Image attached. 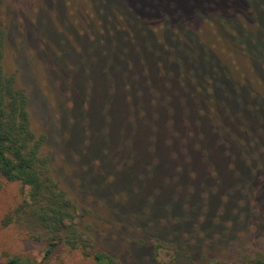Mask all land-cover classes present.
<instances>
[{"label": "rangeland", "instance_id": "374dc122", "mask_svg": "<svg viewBox=\"0 0 264 264\" xmlns=\"http://www.w3.org/2000/svg\"><path fill=\"white\" fill-rule=\"evenodd\" d=\"M177 1L193 20L195 35L228 68L233 82L252 88L248 100L264 97V86L251 73L242 48L238 50L228 40L231 28L224 27L230 36L219 34L209 19L191 10L188 0ZM209 1L214 13L221 9L240 30L258 29L264 34V15L259 14V26L242 14L247 11V0ZM91 2L0 0L3 74L14 75L15 85L28 93L31 129L45 136L42 151L50 157L54 180L77 209L78 232L117 264H250L264 260V151L257 149L261 163L255 168L236 154L235 161L245 172L238 174L228 167L231 161H223L220 147L210 138L203 146L215 168L205 162L208 158L202 148L189 152L197 131L210 134L207 126L194 122L199 117L198 100L213 92L212 82H194V74H205L204 67L200 73L191 70L192 65L185 68V79H177L178 83L171 78L168 84V75L157 74L166 92L150 91L155 83H148L144 75L153 70L158 73V67L147 60L152 69L147 68L138 58L137 64L134 55L133 61L115 60L111 78L101 74L98 68L107 61L99 52L96 57L91 48L95 36L105 38V31L97 6ZM254 2L264 12V0ZM113 11L118 19L120 13ZM154 30L153 35L160 38L163 28ZM178 39L190 46L186 36ZM246 46L264 67V47H255L252 40ZM160 59L156 64L161 63L162 72L166 65ZM118 65L128 69L127 75L115 69ZM131 67L144 69V80L139 76L142 79L137 81L134 73L131 77ZM189 87L197 97H191ZM176 89L185 97L175 96ZM158 91L165 96L164 104ZM171 100L175 107H170ZM130 105L140 108L138 113H132ZM212 106L207 102L208 110ZM199 108H204L201 101ZM249 111L245 110L246 117ZM247 119L254 121L250 116ZM177 131L185 133V142H180ZM256 136L264 143V135ZM237 138L239 145L246 143L245 133L238 132ZM255 151L248 149V161L254 165ZM20 189L18 183H5L0 190V264L10 257L39 262L44 255V245L30 240L18 225L2 224L3 217L21 202ZM48 264L91 261L59 246Z\"/></svg>", "mask_w": 264, "mask_h": 264}, {"label": "trees", "instance_id": "16d2710c", "mask_svg": "<svg viewBox=\"0 0 264 264\" xmlns=\"http://www.w3.org/2000/svg\"><path fill=\"white\" fill-rule=\"evenodd\" d=\"M91 1L92 6H97V12L100 15L99 22L103 27L102 31H105V38L95 36L94 39L96 40L91 48L95 55L96 52H99L107 61L106 65L102 64L98 68L101 74L106 73L111 78V74L113 75L111 68L114 61H120V59L124 61L123 57L133 61L132 55H134L136 56V63L138 58L139 64L145 65L147 68L152 69L157 65L159 72L154 73L153 70L144 75V69L138 70V68L131 67L134 70L132 69L133 71L129 75L134 77L137 74V81H140L144 75L145 78L147 77L148 83L151 82L153 86L155 83L154 87L149 88L150 91L158 88L166 92L162 88L164 83L159 80V75L162 77L168 75L165 78L168 84L171 83V78L178 83L177 79H185V68L192 65L191 70L200 73L204 67L205 74L201 76L194 74L196 77L194 82L197 85L198 83L203 85L205 81H208L209 84L212 82L213 92L209 98L202 94L206 99L198 100L196 109H198L199 117L195 116L194 122L201 123V126H207L210 134L206 136L201 131H197L198 138L192 139L191 151L189 152L195 153V148H199V150L202 148L208 158L205 162L210 166L213 164V168H215L214 163H211L212 158L203 146L205 145L203 141L210 138V140H214L215 146L220 147L219 150L224 157L223 161L226 159L231 161L228 162L231 165H227L236 174L238 172L245 173L241 170L244 167L240 164L237 165L235 161L236 154L245 159V165L253 164L254 168L258 164L260 165L261 153L257 149L264 151V143L258 141L256 134L264 135V97L257 96L254 102L248 100L252 88L233 82L234 79L231 77L228 68L217 61L195 35L193 20L191 21L185 14V8L183 9L177 0ZM188 1L191 10L202 19H209L219 34L223 32L228 37L230 33H227L224 27L231 28L233 34L228 40L232 42L231 45L237 46L238 50L241 51L239 48H242L244 56L250 62L251 73L254 72L258 82L264 86V67L259 66L258 61L249 53L246 46V43L249 45L252 40L255 47L263 48L264 34L258 29L254 32L240 30L232 20L221 14V9L217 8L216 10L219 12L214 13L213 3L209 0H203V2H199V0ZM254 4V0H247V11L241 13L247 18H251L252 23L260 26L262 20H260L259 14L264 15V12L257 9ZM113 10H118L120 13L118 19ZM210 12L214 15L212 16ZM156 27L163 28V34L160 38L153 35ZM181 35L188 38L189 47L185 46L184 41L178 39ZM1 45L0 39V190L5 183H18L22 194L21 202L3 217L2 224L4 226L18 225L26 232L25 234L30 240L41 242L45 247L43 258L39 262L10 257L5 264H48L50 256L59 246L79 252L84 258L89 259L91 264H117L114 257L91 245L88 238L78 232L75 221L77 209L66 197L65 191L59 187L58 182L54 180L51 175L50 157L42 151L45 136L43 134L36 135L31 129L28 93L25 88L15 85L14 75L5 76L3 74ZM159 57L161 58L160 61L166 65V70L162 72H160L161 63L156 64ZM147 60L152 62V67L149 66ZM176 66H180V71L176 72ZM115 69L127 75V68L124 67L122 70L121 66L118 65ZM191 89L189 87L191 97H197ZM174 94L180 98L185 97L183 91H178V89L174 91ZM156 95H161L159 100L164 104V94H160L158 91ZM200 101L204 106L203 109H200L201 105L199 108ZM207 102L213 105L212 108H209L211 111L207 109ZM173 103L171 100V108L172 106L175 107ZM235 103L237 104L235 105ZM130 107L132 113L134 111L138 113V109L140 110L134 105H130ZM248 109L253 110L254 113L251 114ZM245 110L250 112L248 116L252 117L254 121L247 119ZM132 117L134 120L136 119L133 114ZM181 132L177 131V136L180 142H185V133L181 134ZM238 132L245 133L247 136L246 143H242L243 145L238 143L240 142V139L237 138ZM190 134L194 135L195 132L191 131ZM169 140L171 143L173 139L170 138ZM247 148L256 149L254 153L257 158L256 165L248 161L251 158ZM187 149L189 148L187 147ZM154 248L157 249L158 247L154 246ZM250 264H264V260L255 259Z\"/></svg>", "mask_w": 264, "mask_h": 264}]
</instances>
